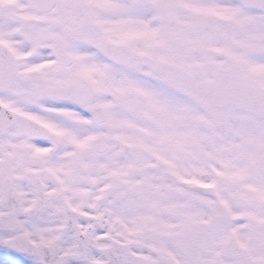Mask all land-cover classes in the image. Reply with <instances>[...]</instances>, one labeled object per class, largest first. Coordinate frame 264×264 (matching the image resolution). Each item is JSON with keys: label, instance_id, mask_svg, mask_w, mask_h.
Returning a JSON list of instances; mask_svg holds the SVG:
<instances>
[{"label": "snow or ice", "instance_id": "6c2138e0", "mask_svg": "<svg viewBox=\"0 0 264 264\" xmlns=\"http://www.w3.org/2000/svg\"><path fill=\"white\" fill-rule=\"evenodd\" d=\"M0 264H264V0H0Z\"/></svg>", "mask_w": 264, "mask_h": 264}]
</instances>
